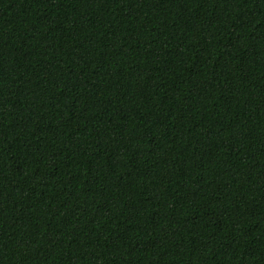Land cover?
<instances>
[{
	"label": "trees",
	"instance_id": "trees-1",
	"mask_svg": "<svg viewBox=\"0 0 264 264\" xmlns=\"http://www.w3.org/2000/svg\"><path fill=\"white\" fill-rule=\"evenodd\" d=\"M0 264H264V0H0Z\"/></svg>",
	"mask_w": 264,
	"mask_h": 264
}]
</instances>
